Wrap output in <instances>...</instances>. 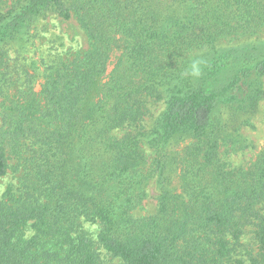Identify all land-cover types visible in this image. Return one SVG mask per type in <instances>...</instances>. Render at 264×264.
<instances>
[{
  "label": "trees",
  "instance_id": "1",
  "mask_svg": "<svg viewBox=\"0 0 264 264\" xmlns=\"http://www.w3.org/2000/svg\"><path fill=\"white\" fill-rule=\"evenodd\" d=\"M2 1L0 179L11 160L22 175L0 201V264H264V150L247 171L219 152L236 130L225 113L237 123L264 99V0H18L7 12ZM49 11L78 15L93 47L46 66L39 92L28 74L12 99L6 46L25 45ZM229 38L242 42L222 47ZM144 96L165 103L154 127L112 139ZM152 179L157 213L135 217Z\"/></svg>",
  "mask_w": 264,
  "mask_h": 264
},
{
  "label": "rangeland",
  "instance_id": "2",
  "mask_svg": "<svg viewBox=\"0 0 264 264\" xmlns=\"http://www.w3.org/2000/svg\"><path fill=\"white\" fill-rule=\"evenodd\" d=\"M17 1L3 0L1 9L7 12L16 5ZM32 28L29 40L25 45L21 46L22 44L17 42L6 46L7 56L4 61L12 72L14 83L8 91L12 99H16L18 93L26 89L24 83L28 74L32 75L30 79L33 90L39 92L45 82L46 66L56 62L70 63L77 58H83L93 47V41L89 37L87 28L83 26L76 14H72L70 19H65L58 13L49 11ZM261 39L264 40V35H261ZM241 42L239 39L229 38L223 41L221 46L224 48L234 47ZM120 55L121 49L114 47L109 54L106 75L113 70ZM204 55V52L197 51L192 53L189 59L200 60ZM4 104V99L0 97V128L2 126L1 111ZM136 106L141 110V117L137 121L126 122L123 126L112 130L110 132L112 139H120L129 133L147 134L165 110L164 101L156 96H144L136 102ZM224 116L236 130L228 140H224L219 148L221 161L229 170L247 171L259 153L264 150V99L260 102L256 113L240 117L237 123L231 121L228 112ZM187 144H189L188 141L180 142L173 145L172 150H181ZM142 146L148 163H151L154 154L143 137ZM10 165L7 174L0 179V201L4 199V194L9 187L16 188L18 186L22 175V169L17 167L16 160H11ZM170 187L175 193H181L180 180L177 176L172 177ZM146 191L147 198L133 212L135 217H147L157 213L160 191L156 179L151 180ZM84 228L94 239L96 238L97 225L85 222ZM251 229L249 227L243 237L245 244L254 243ZM116 263L117 260H110L108 264Z\"/></svg>",
  "mask_w": 264,
  "mask_h": 264
}]
</instances>
